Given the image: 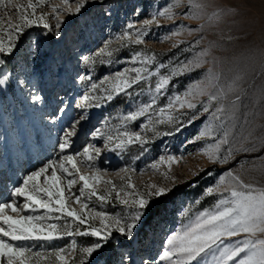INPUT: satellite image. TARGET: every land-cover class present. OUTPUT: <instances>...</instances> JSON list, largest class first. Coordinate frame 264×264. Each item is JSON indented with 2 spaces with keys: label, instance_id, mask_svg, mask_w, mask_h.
<instances>
[{
  "label": "snow or ice",
  "instance_id": "1",
  "mask_svg": "<svg viewBox=\"0 0 264 264\" xmlns=\"http://www.w3.org/2000/svg\"><path fill=\"white\" fill-rule=\"evenodd\" d=\"M93 4H103V0H59V3L0 0V67L6 64L7 57L14 55L30 30L42 28L45 35L62 39L64 18L84 16ZM180 8L186 11L178 13ZM111 14V9L102 12L104 17ZM136 14L140 15L138 11ZM178 16L200 23L195 28L178 24L161 42L185 34L195 36L194 42L175 39L171 45L180 48L187 44L181 51L193 52L191 59L172 61L170 57L172 62L165 63L157 53L137 47L133 48V55L121 70L99 81H94L91 74L76 78L78 83L86 85L75 104L81 112L53 145L55 158L48 157L40 167L17 181L8 190L6 199H0V264H69V257H74L72 264H112L117 247H132L144 227L150 224L157 202L173 191L176 185L173 167L184 162L186 155H160L140 172L131 164L121 167L111 174L120 178L121 183L117 184L107 178L106 170L97 166L105 151L123 154L138 147L135 159L139 160L156 140L180 135L201 117H205L207 123L201 120L203 127L186 143L204 141L205 144L196 153L187 155L203 156L217 165L228 164L238 153L264 150V137L257 139L251 132L239 136L235 132L244 71L226 78V61L213 54L214 50L233 43L235 38L231 33L243 32L245 22L251 19L239 3L220 5L212 0H172L138 22L139 26L127 23L94 55H81L79 60L89 69L97 63L111 64L121 49L146 45L153 25L162 27V19L175 23ZM50 19H54L55 24L50 23ZM226 24H230L227 35L221 28ZM213 29L219 31L218 38L200 47L207 39L205 34ZM38 54L55 55L33 49L32 55ZM206 64L212 66L202 79L190 83L183 91H171L174 81ZM7 81V75L0 78V86ZM18 83L23 85L24 80ZM29 94L33 103H44L39 94ZM121 97L132 103L125 112L114 117L118 123L104 118L90 132L92 140L103 141L102 147L88 142L76 151L74 138L78 135V126L90 120L89 110L106 107ZM161 100L165 103L161 104ZM67 111L68 104L61 98L49 122L56 124L57 118ZM137 121H140L138 130L132 127ZM261 160L264 166V157ZM200 171L204 169L192 175H199ZM146 174H159L164 183L149 182L138 187L133 176ZM203 195L215 197V202L195 213L191 205L185 208L181 213L183 221L167 235L152 264H264V186L246 182L240 172L227 170L204 190ZM93 200L101 205L118 202L122 212L114 215L98 211L91 206ZM65 237L72 238L70 247L53 248L52 251L35 250L28 243L52 244ZM76 237L95 239L89 246H78ZM119 264H137L135 254L120 253ZM141 264H149V260H142Z\"/></svg>",
  "mask_w": 264,
  "mask_h": 264
},
{
  "label": "rangeland",
  "instance_id": "2",
  "mask_svg": "<svg viewBox=\"0 0 264 264\" xmlns=\"http://www.w3.org/2000/svg\"><path fill=\"white\" fill-rule=\"evenodd\" d=\"M20 2L26 3V0H20ZM52 2L59 3V0H52ZM231 2L241 4L250 14L251 19L245 22L243 32L231 33L235 38L233 43L226 44L225 48L214 50L213 54L226 61V78H230L241 70L244 71V79L241 82L242 103L236 116L235 132L239 136H246L251 132L259 139L264 137V0H212V3L220 5ZM170 3L172 0H103V4L90 5L84 16L65 17V23L61 29L62 39L51 34L45 35V30L42 28H33L27 33V38L23 39L18 50L13 56L7 57L6 64L0 67V78L8 76L7 84L0 86V194H2L0 199H6L8 190L25 175L40 167L48 157L55 158L53 145L72 119L78 117V113L81 112L75 104L83 94L86 85L76 81L79 75L91 74L94 81H99L104 76L127 66L128 60L133 55V48L137 47H146L157 53L159 59L165 63L192 58L193 52L181 51L182 48H187V44H182L180 48H173L171 45L175 39L194 42L195 36L185 34L174 40L161 42L162 38L178 24L195 28L200 23L178 16L175 23L162 19V27L153 25L150 34L146 37V45L121 49L111 64L97 63L94 68L89 69L79 60L81 55H94L107 39L117 36L127 23H137L139 26L138 22L149 18L152 13ZM109 9L112 12L111 16H102V12ZM137 11L140 15L136 14ZM184 11H186L185 8L177 9L178 13ZM50 23L55 24V20L50 19ZM86 24L88 27L85 26ZM221 28L226 35L229 34L230 24L222 25ZM205 35L207 39L200 47L206 46L208 40L218 38L219 31L209 30ZM33 49L38 53H55V55L33 56ZM170 57L172 61L169 60ZM211 66L206 64L203 68L174 81L175 87L171 88V91H183L190 83L202 79L208 67ZM21 79L24 80L23 85L18 83ZM30 92L43 97L44 103H33ZM61 98L68 104L67 114L57 118L56 124H51L49 121L55 114L54 110L60 106ZM140 99L143 100L146 97H140ZM131 103L132 101L121 97L106 107L90 109V120L78 126V135L74 138V149L79 151L88 142L102 147L103 141L92 140L90 132L95 126H99L104 118L111 119L113 124L118 123L114 117L125 112ZM163 103L165 100H161V104ZM201 120L207 123L206 118L201 117L180 135L156 140L148 146L149 150L139 160L135 159L138 147H133L123 154H113V152V156L108 151L101 154L97 166L109 173L107 178L120 184V178L111 174L121 167L131 164L137 172H140L160 155L183 153L186 155V160L179 166H174L172 174L176 177L175 187L189 183L188 187L177 192L165 203L161 215L144 227L131 248H116L117 255L112 257V264H119V254L122 252L134 253L137 264H141V261L145 259L152 264V260L161 252L167 235L177 229L183 221L181 213L185 208L191 205L192 212L195 213L212 206L215 197L204 196V190L213 185L227 170L240 172L246 182H255L264 186V166L261 160L264 157V150L258 149L247 154L238 153L228 164L217 165L211 164L206 157L187 155L196 153L205 144L204 141L197 144L186 143L203 127ZM139 123L140 121H137L132 127L138 130ZM207 142L211 143V141ZM199 169L204 171L193 176L192 172ZM133 182L138 187L149 182L164 183L159 174L134 175ZM197 201H199L198 204ZM91 206L98 211L114 215L122 212V206L115 201L101 205L93 200ZM94 239L93 237H76L78 246H89ZM71 240V237H65L52 244L28 243L35 250L52 251L53 248L70 247ZM108 252L111 254L112 249L109 248ZM73 259L74 257H69V264H72Z\"/></svg>",
  "mask_w": 264,
  "mask_h": 264
},
{
  "label": "trees",
  "instance_id": "3",
  "mask_svg": "<svg viewBox=\"0 0 264 264\" xmlns=\"http://www.w3.org/2000/svg\"><path fill=\"white\" fill-rule=\"evenodd\" d=\"M189 183H183L181 185H178L176 186L173 191L167 196V197H164L162 198V201L160 202H157V207L155 208L154 210V215L150 221V223L155 219V218H158L160 215H161V212L163 210V206L165 205V203L167 201H169L171 198H173L177 192L185 189L186 187H188Z\"/></svg>",
  "mask_w": 264,
  "mask_h": 264
},
{
  "label": "bare ground",
  "instance_id": "4",
  "mask_svg": "<svg viewBox=\"0 0 264 264\" xmlns=\"http://www.w3.org/2000/svg\"><path fill=\"white\" fill-rule=\"evenodd\" d=\"M112 153H113V152H111V155H112V156H113V154H116V153H113V154H112ZM112 159H114V158L112 157ZM121 165H122V164H121ZM117 167H118V166H117ZM120 167H121V166H120ZM118 168H119V167H118Z\"/></svg>",
  "mask_w": 264,
  "mask_h": 264
}]
</instances>
